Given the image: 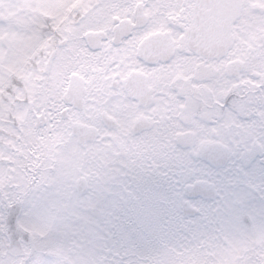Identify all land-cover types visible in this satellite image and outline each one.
I'll list each match as a JSON object with an SVG mask.
<instances>
[{"label": "snow or ice", "instance_id": "snow-or-ice-1", "mask_svg": "<svg viewBox=\"0 0 264 264\" xmlns=\"http://www.w3.org/2000/svg\"><path fill=\"white\" fill-rule=\"evenodd\" d=\"M0 264H264V0H0Z\"/></svg>", "mask_w": 264, "mask_h": 264}]
</instances>
